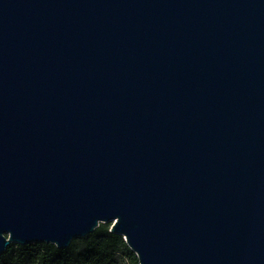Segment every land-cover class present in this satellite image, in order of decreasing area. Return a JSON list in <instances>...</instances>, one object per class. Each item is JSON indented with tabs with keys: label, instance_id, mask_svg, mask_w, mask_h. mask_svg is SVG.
Instances as JSON below:
<instances>
[{
	"label": "water",
	"instance_id": "obj_1",
	"mask_svg": "<svg viewBox=\"0 0 264 264\" xmlns=\"http://www.w3.org/2000/svg\"><path fill=\"white\" fill-rule=\"evenodd\" d=\"M106 223L264 264V0H0V257Z\"/></svg>",
	"mask_w": 264,
	"mask_h": 264
},
{
	"label": "trees",
	"instance_id": "obj_2",
	"mask_svg": "<svg viewBox=\"0 0 264 264\" xmlns=\"http://www.w3.org/2000/svg\"><path fill=\"white\" fill-rule=\"evenodd\" d=\"M111 223L99 224L93 233L72 240L66 249L51 244H11L0 264H138L124 239L110 232Z\"/></svg>",
	"mask_w": 264,
	"mask_h": 264
}]
</instances>
